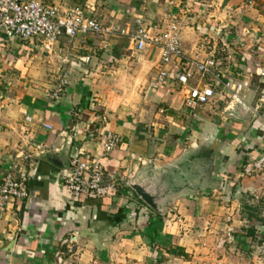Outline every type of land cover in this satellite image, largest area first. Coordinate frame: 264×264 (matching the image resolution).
I'll return each instance as SVG.
<instances>
[{
  "label": "crops",
  "instance_id": "obj_1",
  "mask_svg": "<svg viewBox=\"0 0 264 264\" xmlns=\"http://www.w3.org/2000/svg\"><path fill=\"white\" fill-rule=\"evenodd\" d=\"M40 1L62 11L82 7L105 25L132 31L137 18L165 27L175 16L185 54L203 58L197 50L203 34L225 44L228 75L253 77L246 95L249 105L256 102L262 84L256 71L264 65V0ZM58 56L69 65L59 63ZM84 57L90 62L82 63ZM168 70V81L153 89L159 52L150 47L139 52L125 37L66 38L35 46L0 33V183L8 174H27L30 192L0 216V264L161 261L169 254L165 247H181L186 240L175 236L162 221L163 213L150 209L127 182L172 167L183 175L181 188L164 211H172L169 216L177 212L194 225L210 221L213 213L216 229L224 224L225 211L237 232L234 247L242 248L243 256L253 249L248 264H264L259 248L264 243V183L242 177L243 166L264 155V109L260 117L249 107L216 101L213 122L201 127L200 113L212 105L185 108L184 89L175 82L178 66ZM65 72L68 84L55 99ZM108 133L122 143L105 162L107 173H119L126 184L112 199L82 201L64 188L71 161L77 155L100 157ZM212 136L213 156L207 149ZM211 193L218 195L213 205L206 198Z\"/></svg>",
  "mask_w": 264,
  "mask_h": 264
},
{
  "label": "built area",
  "instance_id": "obj_2",
  "mask_svg": "<svg viewBox=\"0 0 264 264\" xmlns=\"http://www.w3.org/2000/svg\"><path fill=\"white\" fill-rule=\"evenodd\" d=\"M195 30L201 32L202 28L197 26ZM0 33L8 39L35 46L59 44L66 38L75 40L98 35L129 38L137 51L141 52L150 47L160 54V72L152 83L153 89H158L168 81V69L176 63L178 71L175 82L184 89V107L188 110L196 111L222 100L226 101L228 107L246 106L255 115L263 117L264 65L257 67L256 77L262 84L256 88V102L251 106L246 93L252 89L253 77L248 81L242 72L228 75L225 69L228 47L219 44L208 34H203L197 46L203 58L198 54L194 57L187 56L182 49L181 22L175 16L167 21L165 27L152 24L144 18H137L132 31L122 29L116 24L105 25L100 20L90 17L82 7L62 11L56 6L44 5L40 0H0ZM57 60L61 63V56H58ZM80 61L86 64L90 62V58L84 57ZM61 64L68 66L69 61L63 59ZM67 79L68 73L65 72L63 80L53 92V98L59 99L68 84ZM121 143L119 136L108 133L101 140L100 157L85 158L81 155L73 157L69 174L64 180V188L82 201H102L115 197L126 184V179L117 172L108 174L105 162ZM242 177L257 178L260 179V183H264V155L245 164ZM28 182L27 174L19 176L8 174L3 177L0 183V216L9 206L30 197ZM258 183L256 181V185ZM254 196L259 200L256 191ZM232 224V218L228 217L223 234L216 235L217 249L237 243V232ZM64 244H68V241ZM259 248L264 251V243Z\"/></svg>",
  "mask_w": 264,
  "mask_h": 264
},
{
  "label": "rangeland",
  "instance_id": "obj_3",
  "mask_svg": "<svg viewBox=\"0 0 264 264\" xmlns=\"http://www.w3.org/2000/svg\"><path fill=\"white\" fill-rule=\"evenodd\" d=\"M210 25L213 27V24ZM213 110L215 109H213L212 105V107H208L207 109L201 111L200 116L203 118V121L199 122L202 125L201 127H203L204 124H207L209 121L213 122ZM187 124L188 123H186V125ZM188 130L189 127L187 129V133L189 132ZM170 137L172 138V136ZM199 139L200 143H202V146L205 142L204 136L200 135ZM210 143L211 146H209L207 149H209L208 151H210L213 156V136L211 137ZM189 149L190 148H188V150ZM216 197H218V195L214 196L213 193H211L210 195H207L206 198L213 205V200L216 202L218 201ZM164 212L162 215V221L165 222L166 227H171L172 230H175V236L181 238L182 240L185 239L186 241L181 244V247L176 246L175 244H170L169 246L165 247L164 250L169 253V256L163 254L162 260L154 264H248L249 261L247 258V253L252 252L253 249L251 248L248 251L245 250L246 253L244 256L242 255L243 249L238 248V246L234 247V245H230L226 248L217 249L216 235H222L225 229V211L222 212L221 216V221H224V224H222L218 229L213 227V213L212 216H210V221L209 219H203L201 220V223L194 225L190 224V222H188L181 214L177 212L171 213V217L169 216L168 212L172 211L167 210V212ZM215 232L217 234H214ZM156 233L158 232L156 231ZM257 242L260 244L259 241L255 242L256 245L254 250L256 251L258 250V248H256L258 245ZM123 249L126 250V248Z\"/></svg>",
  "mask_w": 264,
  "mask_h": 264
},
{
  "label": "water",
  "instance_id": "obj_4",
  "mask_svg": "<svg viewBox=\"0 0 264 264\" xmlns=\"http://www.w3.org/2000/svg\"><path fill=\"white\" fill-rule=\"evenodd\" d=\"M176 167L156 171L137 181H128L127 186L154 212L163 213L170 199L181 186L182 174Z\"/></svg>",
  "mask_w": 264,
  "mask_h": 264
},
{
  "label": "trees",
  "instance_id": "obj_5",
  "mask_svg": "<svg viewBox=\"0 0 264 264\" xmlns=\"http://www.w3.org/2000/svg\"><path fill=\"white\" fill-rule=\"evenodd\" d=\"M249 234H252V233H249Z\"/></svg>",
  "mask_w": 264,
  "mask_h": 264
}]
</instances>
